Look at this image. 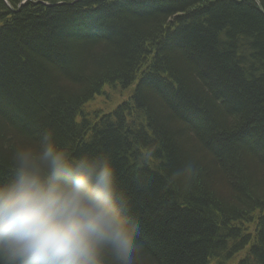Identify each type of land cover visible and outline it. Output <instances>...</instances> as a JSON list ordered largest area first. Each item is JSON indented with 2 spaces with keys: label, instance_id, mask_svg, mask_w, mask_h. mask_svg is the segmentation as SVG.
I'll list each match as a JSON object with an SVG mask.
<instances>
[{
  "label": "trees",
  "instance_id": "trees-1",
  "mask_svg": "<svg viewBox=\"0 0 264 264\" xmlns=\"http://www.w3.org/2000/svg\"><path fill=\"white\" fill-rule=\"evenodd\" d=\"M0 264H264V0H0Z\"/></svg>",
  "mask_w": 264,
  "mask_h": 264
},
{
  "label": "water",
  "instance_id": "water-1",
  "mask_svg": "<svg viewBox=\"0 0 264 264\" xmlns=\"http://www.w3.org/2000/svg\"><path fill=\"white\" fill-rule=\"evenodd\" d=\"M24 3H25V2H24ZM24 3H22L21 6L24 5ZM21 6H20V7H21Z\"/></svg>",
  "mask_w": 264,
  "mask_h": 264
}]
</instances>
